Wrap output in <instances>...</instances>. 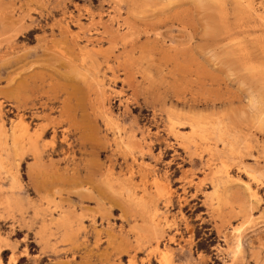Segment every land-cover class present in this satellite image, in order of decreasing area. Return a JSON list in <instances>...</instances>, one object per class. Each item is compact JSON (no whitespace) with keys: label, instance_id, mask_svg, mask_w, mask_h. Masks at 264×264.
I'll list each match as a JSON object with an SVG mask.
<instances>
[{"label":"rangeland","instance_id":"rangeland-1","mask_svg":"<svg viewBox=\"0 0 264 264\" xmlns=\"http://www.w3.org/2000/svg\"><path fill=\"white\" fill-rule=\"evenodd\" d=\"M0 264H264V0H0Z\"/></svg>","mask_w":264,"mask_h":264},{"label":"bare ground","instance_id":"bare-ground-1","mask_svg":"<svg viewBox=\"0 0 264 264\" xmlns=\"http://www.w3.org/2000/svg\"><path fill=\"white\" fill-rule=\"evenodd\" d=\"M20 125H21V124H20ZM25 126H26V125H25ZM191 127H192V126H191ZM21 129H22V128H21ZM153 180H154V179H153ZM57 218H58V217H57ZM237 246H238V245H237ZM167 256H169V255H167ZM167 256H166V257H167ZM166 257H165V255H164V256H163V259H165ZM11 258H12V257H11ZM13 258H14V257H13ZM9 261H10V260H9ZM169 262H170V261H169ZM144 263H145V262H144Z\"/></svg>","mask_w":264,"mask_h":264}]
</instances>
